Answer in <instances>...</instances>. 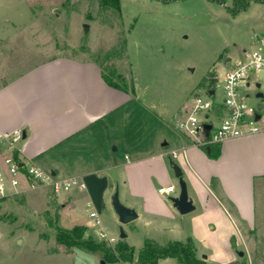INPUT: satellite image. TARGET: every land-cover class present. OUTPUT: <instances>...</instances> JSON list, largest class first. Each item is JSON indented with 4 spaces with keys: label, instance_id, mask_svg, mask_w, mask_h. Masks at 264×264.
<instances>
[{
    "label": "rangeland",
    "instance_id": "rangeland-1",
    "mask_svg": "<svg viewBox=\"0 0 264 264\" xmlns=\"http://www.w3.org/2000/svg\"><path fill=\"white\" fill-rule=\"evenodd\" d=\"M232 6L233 0H120L118 10L103 0H0V83L54 55L90 59L107 73L115 70L122 74L127 87L137 83L141 100L151 107V121L155 118L149 136L165 137L169 148L180 139L192 142L194 138L179 128V122L188 116L194 93L206 95L205 90L215 86L211 78L220 77L222 70L233 64L228 58L239 56L243 49L264 51V2L251 0L247 9L237 13L230 11ZM256 77L253 73L252 79ZM261 89L264 91V79ZM217 91L221 99L219 86ZM246 92L248 104L255 106L259 98L254 85ZM8 147L0 143V174L6 188L9 192L28 188L24 178L16 187L10 182L5 164V157L11 153ZM219 150L221 161L216 164L226 171L232 168L228 170L231 173L226 172L225 184L232 189L240 186V192L246 193L244 198L246 189L254 193L253 222L237 218L236 225H241L246 236L257 235L250 244L251 255H245L246 264H264V172L250 176L247 171L249 165L255 166L253 149L245 148L237 158L242 149L233 142ZM176 185L180 192L179 178ZM65 194L35 188L9 193L5 199L0 196V224L11 233L0 230V264H101L98 252L75 249L68 255L57 243L49 217L62 227L91 220L90 208L82 198L61 219L62 209L58 207ZM119 198L124 201L122 194ZM100 217L109 236L119 239L123 229L136 246V254L139 252L142 235H149L141 228L137 230L139 221L121 223L112 202L101 210ZM235 234L240 241L241 232L235 229ZM15 235H30L35 243L26 239L18 244ZM192 237L194 245L199 242ZM221 241L228 246L229 240ZM241 251L235 257H242Z\"/></svg>",
    "mask_w": 264,
    "mask_h": 264
},
{
    "label": "crops",
    "instance_id": "crops-1",
    "mask_svg": "<svg viewBox=\"0 0 264 264\" xmlns=\"http://www.w3.org/2000/svg\"><path fill=\"white\" fill-rule=\"evenodd\" d=\"M245 51L248 50L243 49L230 60L243 57ZM150 108L141 100L135 81L133 88L113 86L105 80L103 68L96 61L66 54L54 55L0 83V133L21 129L26 134L17 143L18 157L58 178L78 177L86 183V189L76 188L64 195L61 219L67 209L76 206L79 198L87 207L90 201L101 213L111 205L119 188V195L124 198L122 203L138 213L135 221H139V228L138 224L133 228L149 234L142 235L140 249L145 238L163 244L168 240H194V235L199 240L195 241L197 256L208 264H246L245 255H251L250 244L257 240V235L246 236L241 225L236 224L237 218L253 222L254 193L250 194L248 188L244 198L246 193L240 192V186L232 189L225 184L226 172L231 173L228 170L232 168L226 171L218 166L221 155L211 157L210 146L200 147L193 141L180 139L169 148L165 137L149 136L155 120L153 116L151 121ZM232 142L242 149L236 158L246 152L245 148L254 150L255 166L251 164L247 169L250 176L264 172V134L229 138L213 147ZM182 148L187 149V156L180 154L179 160L172 159L171 150ZM172 162L181 167L188 196L195 206L187 213H180L172 201L180 193L176 185L178 178L171 170ZM24 181L28 188L9 193L32 189L25 178ZM168 185H174L175 190L169 194L158 192L160 186ZM82 224L97 236L92 220ZM235 229L241 232L240 241ZM0 230L4 234L10 231L2 224ZM252 230L255 231H249ZM14 238L16 243L24 244L26 239L33 242L34 237L15 235ZM221 238L229 240L228 246L222 244ZM124 239L133 245L129 233ZM239 250H243V256L235 257ZM73 252L64 251L68 255ZM156 264L181 263L169 257Z\"/></svg>",
    "mask_w": 264,
    "mask_h": 264
},
{
    "label": "built area",
    "instance_id": "built-area-1",
    "mask_svg": "<svg viewBox=\"0 0 264 264\" xmlns=\"http://www.w3.org/2000/svg\"><path fill=\"white\" fill-rule=\"evenodd\" d=\"M253 73L257 77L252 79ZM264 79V51L253 49L245 51V55L235 59L230 67L217 78L215 86L206 89V95L194 93L192 104L186 119L179 122V128L194 138L193 143L200 147L216 145L229 138L264 134V91L261 81ZM260 84L258 87L257 85ZM254 85L255 94L261 91L263 97L255 106L247 102L249 92ZM217 86L220 87L222 98L218 99ZM261 105V107H260ZM209 125V130L206 129ZM21 129L12 133H0V143L7 144L11 153L5 157L8 175L12 186L21 184L25 178L30 188H49L57 194L70 192L76 188L86 189V183L78 177L58 178L33 163L26 164L14 155L17 143L23 138ZM180 154L187 156V149H173L172 159H178ZM175 190L174 185L160 186V194H169ZM2 175L0 174V196L8 195ZM89 216L92 224L97 228V235L107 242L114 244L118 239L109 236L102 227V220L98 210L88 202ZM118 264V263H116Z\"/></svg>",
    "mask_w": 264,
    "mask_h": 264
},
{
    "label": "trees",
    "instance_id": "trees-1",
    "mask_svg": "<svg viewBox=\"0 0 264 264\" xmlns=\"http://www.w3.org/2000/svg\"><path fill=\"white\" fill-rule=\"evenodd\" d=\"M103 1L104 3H111L116 9L120 10V0ZM217 1L225 3V0ZM250 2L251 0H233V6L230 8V11L232 13H237L240 10H245L249 7ZM113 76L120 79L123 84L115 81ZM103 77L113 86H126L125 77L120 73H116L115 70H111L109 73L103 70ZM216 80V77L211 78L210 82L212 85L216 83ZM210 147L209 154L215 157L218 156L220 148L213 147V145ZM14 155L18 157V152L15 151ZM2 198L5 199L4 196H2ZM58 208H62V205L59 204ZM56 216L58 217V213ZM48 224L55 233L57 243L64 246L66 251L70 252L75 249H83L89 252H98L101 255V259L105 260L106 263L156 264L160 259L174 257L177 258L181 264H208L205 259L197 256L192 239L187 241L168 240L162 244L155 239L145 238L142 248L136 254L135 247L130 245L126 239H118L114 244L106 240H99L88 232V227L86 225L77 224L71 228H66L55 224L53 217H49Z\"/></svg>",
    "mask_w": 264,
    "mask_h": 264
},
{
    "label": "water",
    "instance_id": "water-1",
    "mask_svg": "<svg viewBox=\"0 0 264 264\" xmlns=\"http://www.w3.org/2000/svg\"><path fill=\"white\" fill-rule=\"evenodd\" d=\"M88 26L86 25V28ZM231 58H228V60H230ZM258 87L260 86V84L257 85ZM257 97H263V93L261 91H259L257 93ZM261 107V105H260ZM210 126L206 125V129L209 130ZM25 133L23 135V138L25 137ZM172 167L175 171V175L179 178V182H180V186H181V190L178 196L173 197L172 201L174 202V206L179 210L180 213H187L190 212L191 210H193L195 208L194 204H193V200L192 198H190L188 196V192H187V184L185 182V180L182 177V170L181 167L172 162ZM112 204L115 208L116 213L119 216V221L123 224L129 223L131 221H133L134 219H136L138 217V213L134 208H131L129 206H126L125 204H123L119 198V191L118 189L115 190L113 197H112ZM127 237V233L121 229V233H120V239L126 238ZM241 255H243L244 253L241 251L240 252ZM206 256L203 255V258H205ZM101 264H106L105 260H101Z\"/></svg>",
    "mask_w": 264,
    "mask_h": 264
}]
</instances>
